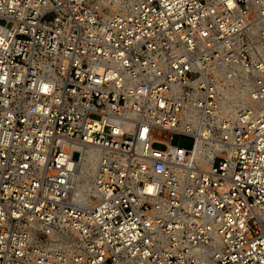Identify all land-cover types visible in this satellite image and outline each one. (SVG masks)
I'll use <instances>...</instances> for the list:
<instances>
[{"label": "built area", "instance_id": "built-area-1", "mask_svg": "<svg viewBox=\"0 0 264 264\" xmlns=\"http://www.w3.org/2000/svg\"><path fill=\"white\" fill-rule=\"evenodd\" d=\"M0 264H264V0H0Z\"/></svg>", "mask_w": 264, "mask_h": 264}, {"label": "rangeland", "instance_id": "rangeland-1", "mask_svg": "<svg viewBox=\"0 0 264 264\" xmlns=\"http://www.w3.org/2000/svg\"><path fill=\"white\" fill-rule=\"evenodd\" d=\"M94 116V115H92ZM178 144L181 147H185V148H189L192 144V139L190 137L187 136H180L178 139ZM153 147L158 148V149H162L164 148V145L161 143H153Z\"/></svg>", "mask_w": 264, "mask_h": 264}, {"label": "bare ground", "instance_id": "bare-ground-1", "mask_svg": "<svg viewBox=\"0 0 264 264\" xmlns=\"http://www.w3.org/2000/svg\"><path fill=\"white\" fill-rule=\"evenodd\" d=\"M86 160H87L88 162H92V152H90V151L87 152Z\"/></svg>", "mask_w": 264, "mask_h": 264}]
</instances>
